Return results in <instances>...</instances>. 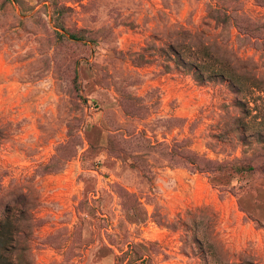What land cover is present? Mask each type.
<instances>
[{
    "label": "rangeland",
    "instance_id": "374dc122",
    "mask_svg": "<svg viewBox=\"0 0 264 264\" xmlns=\"http://www.w3.org/2000/svg\"><path fill=\"white\" fill-rule=\"evenodd\" d=\"M0 264H264V0H0Z\"/></svg>",
    "mask_w": 264,
    "mask_h": 264
},
{
    "label": "trees",
    "instance_id": "16d2710c",
    "mask_svg": "<svg viewBox=\"0 0 264 264\" xmlns=\"http://www.w3.org/2000/svg\"><path fill=\"white\" fill-rule=\"evenodd\" d=\"M217 18H219V17H217ZM221 22L223 23V24H225L226 23V18L225 17H221ZM192 164H193V162H191ZM208 163V162H207Z\"/></svg>",
    "mask_w": 264,
    "mask_h": 264
}]
</instances>
